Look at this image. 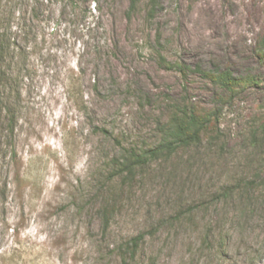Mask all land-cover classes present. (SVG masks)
<instances>
[{"label": "rangeland", "instance_id": "obj_1", "mask_svg": "<svg viewBox=\"0 0 264 264\" xmlns=\"http://www.w3.org/2000/svg\"><path fill=\"white\" fill-rule=\"evenodd\" d=\"M149 1L129 15L128 0L0 1L15 43L0 91V264H121L117 246L137 233L139 264H264V189L243 205L194 207L263 174L249 134L264 118V0H156L152 15ZM208 69L257 82L220 106L222 150L105 186L116 140L152 146L170 102L214 104ZM105 201L115 209L102 232ZM193 207L190 221L166 223Z\"/></svg>", "mask_w": 264, "mask_h": 264}, {"label": "trees", "instance_id": "obj_2", "mask_svg": "<svg viewBox=\"0 0 264 264\" xmlns=\"http://www.w3.org/2000/svg\"><path fill=\"white\" fill-rule=\"evenodd\" d=\"M139 2L140 0H128L126 14L129 15L130 12L135 10ZM149 2L150 9H148V13L152 15V11L157 6V1L150 0ZM14 44L10 35L3 31L0 23V91L8 79L6 69L3 70L4 60L6 56L10 57L14 53ZM262 45H264V39L262 40ZM160 59L163 60L161 57ZM176 67L184 73L183 66L176 64ZM204 75L212 86L219 91V94L215 96L214 104L201 106L189 102L186 98L170 102L165 119L157 124L160 138L152 146L140 148L136 146L126 147L119 140H116L120 146V154L113 159L112 167L106 173L103 182L105 186L112 185L118 187L130 185L136 175L143 172L144 168L152 165L154 162H166L171 157L179 156L186 151L198 153L200 150L206 149L209 151L215 149L218 152L222 150L225 134L219 125L221 116L220 106L231 103L237 94L246 89V87L256 85L257 82L255 78L250 76H234L229 69H208L204 72ZM1 100L2 95L0 93V105ZM11 128L12 126L9 129L11 130ZM95 129L108 134V130L104 127L95 126ZM249 135L251 146L256 150L262 151L261 159L264 163V118L255 124ZM259 169L260 167L256 168L251 177L238 178L234 182L226 184L211 194L207 200L194 207H207V204L218 205L233 199V197H236V200L241 205L243 203H250L255 197L257 198L258 192L264 189V170L263 174H261V169ZM113 189L111 187L106 189L107 195L110 194V197L115 195ZM194 207L186 210L179 208L172 216L166 219V223L172 226L175 223L190 221V215ZM114 209V203H109L108 201H105L101 205L99 213L102 232L108 226ZM149 233H152V231ZM209 241L210 238L207 232L202 238V245L207 246L210 243ZM143 242L144 234L137 233L128 237L117 246V254L121 260V264H139V251Z\"/></svg>", "mask_w": 264, "mask_h": 264}]
</instances>
